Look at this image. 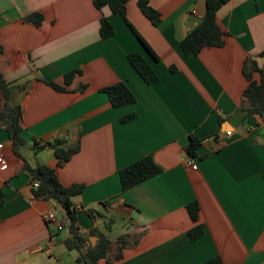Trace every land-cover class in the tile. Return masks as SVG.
Returning a JSON list of instances; mask_svg holds the SVG:
<instances>
[{
	"label": "crops",
	"instance_id": "crops-1",
	"mask_svg": "<svg viewBox=\"0 0 264 264\" xmlns=\"http://www.w3.org/2000/svg\"><path fill=\"white\" fill-rule=\"evenodd\" d=\"M93 1L0 0V74L10 104L21 108L24 139L19 158L0 127L7 165L0 170V264H68L66 218L54 201L33 198L25 164L53 169L63 187H84L71 203L85 248L97 242L91 231L112 241L128 235L120 259L115 244L107 252L108 264H264V115L248 112L242 97L245 62L264 70V0L224 4L216 13L223 45L197 55L179 45L203 18L206 0H146L157 26L129 0L127 21L155 60L119 16ZM33 13L43 17L39 26L24 21ZM101 17L113 28L109 38L100 36ZM134 53L151 64L155 83L132 68ZM71 71L78 72L67 85ZM119 82L134 104L114 108L101 91ZM190 138L201 143L196 157L186 152ZM33 141L43 148L34 151ZM55 142L78 151L57 166ZM145 157L160 173L122 191L119 171ZM192 202L204 227L194 241L187 235ZM109 213L125 232L111 234Z\"/></svg>",
	"mask_w": 264,
	"mask_h": 264
},
{
	"label": "trees",
	"instance_id": "trees-1",
	"mask_svg": "<svg viewBox=\"0 0 264 264\" xmlns=\"http://www.w3.org/2000/svg\"><path fill=\"white\" fill-rule=\"evenodd\" d=\"M129 0H94L93 4L97 9L108 7L112 14L119 16L130 28L135 38L139 41L143 49L150 55L152 59L156 56L142 39V37L135 31V29L128 23L126 18V4ZM230 0H206L205 13L198 25L191 30L180 42L179 48L185 55H197L203 48L220 47L223 45V35L216 22L217 11ZM137 5L145 17L152 25L159 24V14L152 9L146 0H138ZM43 20L41 14L33 13L24 18V21L30 22L35 26H39ZM113 35V28L109 21L101 17L100 19V36L101 38H109ZM1 54V48H0ZM261 53L260 55H262ZM129 63L139 77L148 85L157 81V76L151 64L146 58L138 53L130 54L128 56ZM245 76L248 80V85L242 93L243 102L249 103L250 113H255L260 116L264 115V70L259 69L256 62L249 59L245 62ZM78 71H71L64 76L65 84H70L73 75ZM250 73H258L259 80L251 79ZM47 84L56 91H63L64 88L58 86L54 82H47ZM0 91L3 96V104L0 110V127L6 132L8 140L11 143L13 153L22 158L21 149L24 145L22 137V111L20 106H13L9 102V83L0 74ZM104 92L112 107L120 108L134 104L135 97L129 91L124 83H116L102 90ZM133 115H128L122 122H127L133 119ZM62 143L55 142L51 145L54 156L57 159V166L67 162L70 157L78 151V145L71 148L61 147ZM201 143L190 138V142L186 147V152L190 157H196V152ZM42 146L33 141V150L38 151ZM24 170L28 173L29 182L31 185L32 196L35 200H52L64 210V216L67 221V229L70 237L65 241V247L69 251H76L77 264H100V261L105 259V264H108L107 252L113 244L118 248L116 259H120V252L127 244L128 235L119 236L115 241L108 239L106 236L96 231H91L90 234L96 236L97 242L93 247L85 248L86 237L76 232L78 228L75 225L76 212L73 210L71 199L79 195L83 191V186L74 184L70 187H63L56 176L53 169L46 166H37L30 169L26 164ZM160 173V168L155 165L150 157L140 159L119 171V181L121 190L125 191L145 180L152 178ZM36 183L37 186L33 187ZM0 197L2 192L0 189ZM187 212L194 226L188 231L187 235L191 240H197L203 236L204 227L198 223L199 207L197 202L189 203L186 206ZM89 216H92L93 211H87ZM206 264H221L219 259H211Z\"/></svg>",
	"mask_w": 264,
	"mask_h": 264
},
{
	"label": "rangeland",
	"instance_id": "rangeland-1",
	"mask_svg": "<svg viewBox=\"0 0 264 264\" xmlns=\"http://www.w3.org/2000/svg\"><path fill=\"white\" fill-rule=\"evenodd\" d=\"M58 212H60L62 214V216L64 215V210L58 206ZM106 217L108 219L110 218H113V223H112V230H111V234L115 235V234H119V233H122V232H125L124 230V226L122 224H120V222H118V220L116 219L115 216H113L112 213H109L106 215ZM67 256L65 258V262L68 263V264H77L76 263V260L72 259L73 256H77V252L76 251H67Z\"/></svg>",
	"mask_w": 264,
	"mask_h": 264
},
{
	"label": "built area",
	"instance_id": "built-area-1",
	"mask_svg": "<svg viewBox=\"0 0 264 264\" xmlns=\"http://www.w3.org/2000/svg\"><path fill=\"white\" fill-rule=\"evenodd\" d=\"M193 13H195V12L193 11ZM226 135L229 136V135H230V131H227V132H226ZM217 146H220V143H219ZM2 148H3V145L0 144V170H4V169L7 167V165H6V161L4 160V158H3L2 154H1ZM193 167H194V166H193ZM36 186H37V184L34 183V184H33V187H36ZM107 206H109V208H110V207H113V205L110 204V203H109ZM73 210H74V211H78V207L74 206V207H73ZM46 220H47V221H54V220H55V217H54V215L50 214V215H47ZM60 228H61V226H59V229H60ZM76 232H77V233H81V231H80L79 228L76 229ZM50 243H52V239H49L48 244H50Z\"/></svg>",
	"mask_w": 264,
	"mask_h": 264
}]
</instances>
